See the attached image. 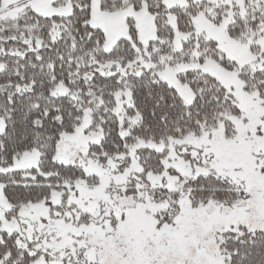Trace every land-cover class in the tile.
I'll list each match as a JSON object with an SVG mask.
<instances>
[{"label": "snow or ice", "instance_id": "6c2138e0", "mask_svg": "<svg viewBox=\"0 0 264 264\" xmlns=\"http://www.w3.org/2000/svg\"><path fill=\"white\" fill-rule=\"evenodd\" d=\"M0 264H264V0H0Z\"/></svg>", "mask_w": 264, "mask_h": 264}]
</instances>
